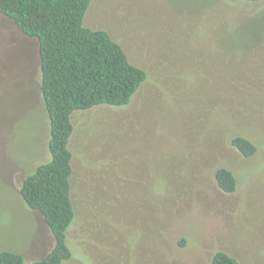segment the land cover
<instances>
[{"label": "rangeland", "instance_id": "374dc122", "mask_svg": "<svg viewBox=\"0 0 264 264\" xmlns=\"http://www.w3.org/2000/svg\"><path fill=\"white\" fill-rule=\"evenodd\" d=\"M85 26L148 80L126 107L72 116L78 186L93 176L94 198H77L65 264H211L217 252L264 264V2L93 0ZM237 136L253 157L232 147ZM49 139L38 42L0 16V251L23 250L25 264L52 243L20 195ZM220 168L235 192L218 187Z\"/></svg>", "mask_w": 264, "mask_h": 264}, {"label": "trees", "instance_id": "16d2710c", "mask_svg": "<svg viewBox=\"0 0 264 264\" xmlns=\"http://www.w3.org/2000/svg\"><path fill=\"white\" fill-rule=\"evenodd\" d=\"M92 1L0 0V16L10 19L25 36L38 42L41 93L50 123L51 158L28 173L20 189L23 202L43 217L52 236L50 250L43 257L30 260L31 264H65L75 256L69 235L79 214L76 201L83 196L84 200L94 198L93 176L82 177L84 186H78L73 165L72 116L98 106L126 107L148 80L146 70L133 64L107 31L85 26ZM231 145L246 158L257 151V146L243 136L234 137ZM87 164L88 170L92 169ZM215 178L222 191L235 192L237 180L230 170L218 169ZM135 202L136 194L132 206ZM9 214L8 211L7 217ZM181 240V245L188 242L186 238ZM47 248L42 247L41 253ZM22 251H0V264H25ZM211 264L240 263L217 252Z\"/></svg>", "mask_w": 264, "mask_h": 264}]
</instances>
